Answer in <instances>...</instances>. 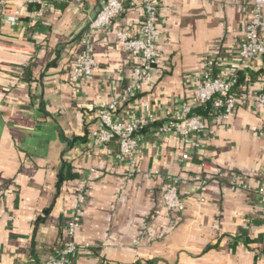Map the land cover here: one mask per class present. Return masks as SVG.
<instances>
[{"label":"crops","instance_id":"obj_1","mask_svg":"<svg viewBox=\"0 0 264 264\" xmlns=\"http://www.w3.org/2000/svg\"><path fill=\"white\" fill-rule=\"evenodd\" d=\"M24 1L9 0L0 13V264L49 259L66 240L82 183L69 264H264V105L255 102L264 60L240 73L233 115H208L196 146L156 131L205 73H226L252 0H159V57L129 96L137 59L116 32L142 24L141 0H126L97 32L94 71L75 83L72 58L103 0ZM144 100L156 121L142 129V151L129 169L113 155L117 144L90 143L89 129L99 102H114L112 117L121 120ZM63 162L77 177L60 182ZM171 176L180 179L182 211L159 203Z\"/></svg>","mask_w":264,"mask_h":264},{"label":"built area","instance_id":"obj_2","mask_svg":"<svg viewBox=\"0 0 264 264\" xmlns=\"http://www.w3.org/2000/svg\"><path fill=\"white\" fill-rule=\"evenodd\" d=\"M9 0H0V13H5ZM25 5L38 3L45 5L46 0H25ZM126 0H103L100 9L89 18L82 31L79 44L83 47L72 58L70 78L72 82H79L84 76L92 74L96 60L91 51L94 36L112 20L118 17L124 9ZM144 11L142 24L135 32L120 29L116 32L118 44L137 59L133 69V80L125 89V95H131L139 82L144 80L154 69L159 57L157 43L159 0H141ZM264 0H252V11L245 26V36L241 41L236 58L227 66L224 75L214 76L209 72L196 83L192 95L173 114L156 126L158 134H177L185 143L196 146L194 135L206 129V117L195 113L194 109L209 104V115L221 120L230 118L236 108L235 86L242 71L258 70L264 60ZM14 22V17L9 18ZM212 64V62H209ZM257 106L264 105V85L255 99ZM114 102H99L95 110V123L89 129V141L94 145L117 144L116 159L125 161L128 168L137 164L141 149V131L156 121L155 112L149 101L141 103L138 114L128 119L114 120L111 114ZM111 151V150H109ZM188 157V152L181 154V159ZM177 176L169 177L161 188L159 203L162 208L182 211L184 200L179 196ZM85 184L79 185L76 192L75 210L65 221L66 240L55 249L54 254L40 264H69L70 256L77 248L73 240L80 225L79 214L76 211L85 201Z\"/></svg>","mask_w":264,"mask_h":264},{"label":"trees","instance_id":"obj_3","mask_svg":"<svg viewBox=\"0 0 264 264\" xmlns=\"http://www.w3.org/2000/svg\"><path fill=\"white\" fill-rule=\"evenodd\" d=\"M239 79H240V74H239V77H238V82H237V85L239 83ZM236 85V86H237ZM235 86V88H236ZM195 113H198L204 117H207L209 115V104L206 106V108H204L203 106H199V107H196L194 109ZM77 177V174L75 172H72V167L70 164L68 163H62L59 171H58V178L60 180V182L62 180H65V179H72V178H75Z\"/></svg>","mask_w":264,"mask_h":264}]
</instances>
